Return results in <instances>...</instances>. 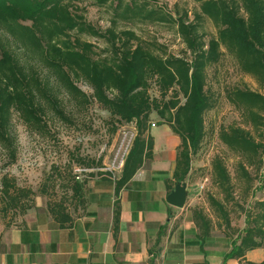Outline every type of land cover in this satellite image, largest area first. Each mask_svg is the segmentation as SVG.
<instances>
[{"label":"trees","instance_id":"obj_1","mask_svg":"<svg viewBox=\"0 0 264 264\" xmlns=\"http://www.w3.org/2000/svg\"><path fill=\"white\" fill-rule=\"evenodd\" d=\"M191 1L189 15L188 9L180 12L176 5L168 9L151 0H0V147L8 164L16 161L13 114L35 129L46 127V111L69 120L58 96L62 91L78 105L95 101L118 122L134 124L135 136L118 178L106 172L115 181V192L152 156L148 133L152 114L180 138L173 175L176 181H184L192 155L206 135L204 115L215 107L206 88L207 68L228 54L241 73L264 85V0ZM87 6L104 9L109 25L102 29L91 23ZM207 20L214 34L205 30ZM120 23L169 24L184 44L183 51L170 53L157 41L143 40L131 29H118ZM83 36L102 40L106 47L100 51L105 54L97 53L99 48ZM40 70L47 75L41 76ZM79 80L91 87L90 96L77 86ZM152 88L155 95L150 93ZM225 97L239 112L241 123L221 127L217 138L237 157V186L224 159L215 155L210 180L221 197L207 192L208 211L195 206L192 213L200 240L218 230L234 238L224 259L242 261L248 250L263 246L264 240V94L233 87ZM78 160L85 168L100 167L93 160ZM101 173L91 172L80 180L71 177L73 204L83 203L85 182ZM253 181L257 182L254 189ZM0 184L5 214L13 210L19 216L33 206L29 203L32 190L6 176ZM236 187L241 188L240 197ZM255 191L262 197L255 198ZM46 206L61 225L70 221L64 201ZM235 207L244 214V228L232 224ZM117 215L115 211V219ZM240 264H264V260Z\"/></svg>","mask_w":264,"mask_h":264},{"label":"crops","instance_id":"obj_2","mask_svg":"<svg viewBox=\"0 0 264 264\" xmlns=\"http://www.w3.org/2000/svg\"><path fill=\"white\" fill-rule=\"evenodd\" d=\"M150 123H154L148 130L152 156L118 192L108 171L100 168L102 173L89 177L84 184L83 203L67 207L70 221L64 225L39 199L10 223H0V264L262 262L264 240L263 246L248 250L245 260L240 261L224 259L233 248L234 238L214 230L203 241L199 239L192 209L200 206L208 211L201 198L188 193L181 208L166 201L176 183L173 173L180 138L168 124L159 120ZM238 226L244 228L245 222Z\"/></svg>","mask_w":264,"mask_h":264},{"label":"rangeland","instance_id":"obj_3","mask_svg":"<svg viewBox=\"0 0 264 264\" xmlns=\"http://www.w3.org/2000/svg\"><path fill=\"white\" fill-rule=\"evenodd\" d=\"M151 2L168 9L176 5L180 12L184 8L188 9L189 15L193 7L191 0H151ZM85 14L91 23L102 29L109 25L108 13L104 9L87 6ZM117 28L131 29L143 40L157 41L175 55L183 51L184 44L169 28V24L120 23ZM204 28L208 35L215 33V28L208 20L205 21ZM83 39L91 41L95 47H98L99 49L95 48L97 53L105 54L100 51L106 47L102 40L86 36H83ZM12 46L20 53L17 46ZM40 72L43 77L47 75L43 70ZM77 86L88 96L92 94L91 87L84 81H77ZM233 87H247L264 94V85L259 86L251 76L241 73L234 59L224 54L217 64L207 68L206 88L215 99V107L204 115L206 135L196 154L192 155L191 174L185 181L189 185L191 196L201 198L204 203H207L206 193L209 191L221 197L218 190L211 185L210 180V163L215 155H220L224 159L233 177L232 181L237 186L234 175L237 157L230 153L217 138L221 127L241 123L239 112L225 97V92ZM150 93L155 95L156 90L152 88ZM58 96L69 120H63L52 112L46 111V127L35 129L25 126L17 114H13L12 128L16 141V161L8 164L7 153L0 147V181L3 176H6L14 180L17 186L32 190L29 203L39 199L46 205L61 200L67 206H72L74 199L71 197L70 190L71 177L73 176L76 180L84 179L91 172L100 171V168L110 171L106 168L112 169L117 165L118 159L131 144L135 129L133 123L118 122L112 118L109 112L95 101L87 106H81L62 91L58 93ZM151 120L157 121L159 118L155 115ZM78 158H82L85 162L93 160L100 167L85 168ZM78 168L87 169L83 172L84 175L80 174V179L76 178ZM200 185H203L202 189H199ZM243 185L246 186V184ZM243 185L240 184L241 187ZM252 185L254 189L257 182L253 181ZM240 190V187L235 189L239 197ZM198 192H200L199 195H197ZM254 196L259 198L261 193L255 191ZM247 201L252 202L253 198L248 196ZM2 207L0 198L1 224H6L18 216L13 210L5 214ZM231 217L235 227L242 224L244 220L243 212L237 207L234 208Z\"/></svg>","mask_w":264,"mask_h":264},{"label":"water","instance_id":"obj_4","mask_svg":"<svg viewBox=\"0 0 264 264\" xmlns=\"http://www.w3.org/2000/svg\"><path fill=\"white\" fill-rule=\"evenodd\" d=\"M189 189L185 181H176L173 189L167 194L166 201L178 208L185 205Z\"/></svg>","mask_w":264,"mask_h":264},{"label":"built area","instance_id":"obj_5","mask_svg":"<svg viewBox=\"0 0 264 264\" xmlns=\"http://www.w3.org/2000/svg\"><path fill=\"white\" fill-rule=\"evenodd\" d=\"M151 125H154V123H151ZM134 129H135V126H134ZM135 136V134H134ZM134 138V137H133ZM133 140V139H132ZM132 143V142H131ZM131 147V144L129 146V148ZM129 148L126 150V152L118 159V163L117 165L113 166L112 169H109V168H106L107 170H110L112 172V176H113V179H117L121 170H122V166H123V163H124V159L128 153V150ZM78 171V174L76 176L77 179H80V174H82L83 172H86L87 169L85 168H78L77 169ZM203 188V185H200L199 189H202Z\"/></svg>","mask_w":264,"mask_h":264}]
</instances>
